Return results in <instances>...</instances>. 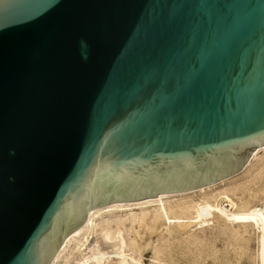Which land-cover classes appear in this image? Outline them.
<instances>
[{
    "label": "water",
    "instance_id": "1",
    "mask_svg": "<svg viewBox=\"0 0 264 264\" xmlns=\"http://www.w3.org/2000/svg\"><path fill=\"white\" fill-rule=\"evenodd\" d=\"M262 147L264 0H0V264Z\"/></svg>",
    "mask_w": 264,
    "mask_h": 264
},
{
    "label": "rangeland",
    "instance_id": "2",
    "mask_svg": "<svg viewBox=\"0 0 264 264\" xmlns=\"http://www.w3.org/2000/svg\"><path fill=\"white\" fill-rule=\"evenodd\" d=\"M226 180L201 191L169 196L162 206L153 204L103 214L95 219V226L98 230H113L109 246L115 244L118 235L123 239L125 236L128 250L124 249V256L129 264H264V237L259 224L229 223L223 217L202 218L198 213V207L218 201L229 212L264 214V149L253 152L244 169ZM99 234L90 236L91 245ZM83 236L77 241L79 245H70L56 264L71 262L69 257L82 250L78 247L86 240Z\"/></svg>",
    "mask_w": 264,
    "mask_h": 264
},
{
    "label": "bare ground",
    "instance_id": "3",
    "mask_svg": "<svg viewBox=\"0 0 264 264\" xmlns=\"http://www.w3.org/2000/svg\"><path fill=\"white\" fill-rule=\"evenodd\" d=\"M262 149H264V147H262L259 150H262ZM254 158H255V156H254ZM208 188H210V187H208ZM201 190H204V189H201ZM201 190H199V191H201ZM175 195H181V194L160 195L157 198L145 199V200H141V201H137V202H117V203H112V204L91 210L89 212V215H88V218H87L85 224L66 239L65 243L63 244V246L61 247V249L59 250L58 254L56 255L55 259L53 260V262L51 264H56V261H57V259H59L61 254L63 252H65L70 245L72 246L73 243L77 242L81 235H84L85 237L86 236L87 237L85 238L83 236L84 237L83 239H86L85 242L82 239H80L83 241V243L80 242L82 244L78 247V249H82V250L75 251V254H73L74 256L71 258L69 257V260L72 262V264H129V262L127 261V257L124 256V253H125L124 249H127L126 245L128 244V243L126 244V242L124 240L125 236L123 239L122 236L118 235V237L116 238V241L114 240L115 244L113 246H109L111 241L113 242V239H114L113 233H112L113 230L110 232L107 230L109 227L106 229L105 227H102V225H100V224L99 225L103 229L98 226L100 228L98 230L97 226H95V219L97 217L103 215V214H108V213H112L115 211H123V210L125 211V209L127 211V209L131 210V208H134V207H146L148 205H153V204H160L162 206L164 203V199L170 198L169 196H175ZM223 195L224 194H222V196ZM224 198H228V197L224 196ZM198 213H199L200 217H202V218H207V217H211V216H213V217L217 216L219 218L223 217L229 223H241V222L257 223L262 227L261 228L263 230L262 237H264V214L259 212V211H254V212H250V213L229 212L227 208L223 207V205H220L219 202L216 201L215 204H206V205L198 207ZM115 222L119 224L120 221L118 222V220H117ZM120 225H121V223H120ZM106 226H107V224H106ZM98 232L100 233L99 238H97L95 243L93 245H91L90 241H89L90 236H92L93 234L97 235ZM120 232H121V229H120ZM121 235H125V234H121ZM115 237H116V235H115ZM263 241H264V239L262 240V242ZM77 245H79L78 242H77ZM130 245H132V244H130ZM262 249H264V248H262ZM263 253H264V250H263ZM131 258L132 259L130 261H133L134 258L133 257H131ZM107 259L111 260V262L109 261L110 263H106L105 260H107ZM71 262H69V264ZM139 263L140 262H138V264Z\"/></svg>",
    "mask_w": 264,
    "mask_h": 264
},
{
    "label": "built area",
    "instance_id": "4",
    "mask_svg": "<svg viewBox=\"0 0 264 264\" xmlns=\"http://www.w3.org/2000/svg\"><path fill=\"white\" fill-rule=\"evenodd\" d=\"M228 206H231V204H227Z\"/></svg>",
    "mask_w": 264,
    "mask_h": 264
}]
</instances>
